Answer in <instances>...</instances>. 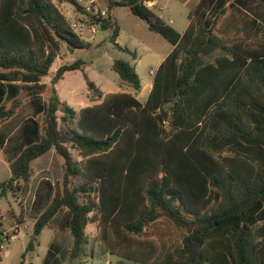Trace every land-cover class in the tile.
I'll return each mask as SVG.
<instances>
[{"label":"trees","instance_id":"16d2710c","mask_svg":"<svg viewBox=\"0 0 264 264\" xmlns=\"http://www.w3.org/2000/svg\"><path fill=\"white\" fill-rule=\"evenodd\" d=\"M148 2L106 0L103 15L78 0H0V124L50 90L44 105L34 102L38 118L19 129L22 145L1 196L27 197L33 162L52 149L63 160V178L19 264L46 228L71 233L70 264L91 242H105L116 264H264V0H200L184 33ZM62 4L112 31L111 42L126 52L117 42L118 7L174 46L145 104L129 93L103 97L88 80L102 102L76 111L56 85L68 72H84L81 59L61 66L50 86L40 84L63 45L89 49ZM113 69L141 91L129 61L116 60ZM5 140L0 134L2 146Z\"/></svg>","mask_w":264,"mask_h":264},{"label":"rangeland","instance_id":"374dc122","mask_svg":"<svg viewBox=\"0 0 264 264\" xmlns=\"http://www.w3.org/2000/svg\"><path fill=\"white\" fill-rule=\"evenodd\" d=\"M78 1L83 6L92 8L95 13H102L100 5L95 0ZM160 1L161 4L168 2L170 7L164 10L163 13L156 9L154 10L155 14L157 16H162V19L166 24L174 27L180 33H183L189 22L191 7L183 5L178 0ZM62 9L65 14L74 15L73 20H77L84 26L83 32L85 37H83L84 40H87V43H89V49H78L74 54H71L72 51L67 50V45H63V49L65 50L64 57L75 58V60L81 59L88 63L84 72L69 73L65 81L60 84L59 90L61 98L69 103H72L69 89L74 88L77 90L76 103L83 104L89 101L91 102V105H97L100 100L98 98H94L91 92L88 95V100V80L94 82L96 86L104 92L133 91V88L123 82L120 75L113 69L114 62L119 59L127 60L135 66L137 73L140 78L143 79L144 85H146L149 79L152 80V76L150 74L151 71H156L162 58L168 56L167 54H170L174 48V46L162 36L150 31L148 24L138 16H135L126 7H118L115 9L114 15L118 19L121 28V33L117 42L122 48H128L131 52H126L116 48L114 43L110 40L112 31H102L97 27L98 33H91L93 38L92 36L90 37L89 29L91 24L88 23L84 17L77 14L71 5L67 4L66 7ZM87 37L93 40L88 41ZM262 38H264V35ZM59 62L65 63L63 60ZM54 67L55 65L52 68L54 71L53 76L58 70L57 69L55 71ZM147 98V90L143 91L138 97V99L142 102H144ZM31 112L32 109L31 111H27L28 114ZM59 117L61 118V114H59ZM19 119L20 118L16 119L15 122H12L11 126L16 125L17 120ZM4 128L5 126H2V129ZM14 135L15 136L9 144V148L5 149V152L1 150L3 146L0 144V184L7 182L10 179L11 170L8 162L12 160L15 155V145L18 142L20 143V146L22 145V141H20L22 136L21 132L16 131ZM72 151L75 158L80 159L78 152L74 150ZM47 157L48 156L45 158ZM59 159L63 161L61 157H59ZM33 171V176H35L36 180L44 177V173L42 171H36V168ZM53 174V176H55L54 172ZM47 176L50 175H46V177ZM45 191L46 188L43 186L41 188V194L45 193ZM27 200L29 201L27 197L15 198L11 194L6 197H2L0 191V215L6 216L3 223L5 225V230L11 236L13 232V224L24 226L26 234H28V237L25 239V247L31 237H29V234L32 233V230L29 228L30 226L26 224V222H23V219L20 218L24 212V206L29 204ZM41 204L42 203L39 202L38 207L41 206ZM38 207L34 211L27 212L28 222L30 225L34 222L37 216L36 213L39 212ZM13 212L16 213V216ZM20 221H22L23 224H20ZM87 233L91 238L95 236L97 234L96 224H90L87 228ZM57 235L59 238L65 237V234L63 233ZM54 236L55 232L50 228H46L43 231L39 240V245L36 246L34 252L27 255V264H44L48 256H51L50 250H52V246L54 244ZM4 238V235L0 238V247L3 245V249L1 250L0 248V264H19L22 260L21 255L24 252L23 242L17 240V238H5L6 240ZM96 244L97 243L91 242L87 245L84 249L85 254L81 257V260L76 261L75 264H116L119 261L117 257L109 255L105 247ZM67 264H70V262Z\"/></svg>","mask_w":264,"mask_h":264},{"label":"crops","instance_id":"0c3cea01","mask_svg":"<svg viewBox=\"0 0 264 264\" xmlns=\"http://www.w3.org/2000/svg\"><path fill=\"white\" fill-rule=\"evenodd\" d=\"M95 1L100 5V8L102 10V13L105 14L108 11V5L106 3V0H95ZM178 1L180 3H182L183 5H185V6L191 7L190 9L193 10L196 7V5L199 3L200 0H178ZM66 5L67 4L60 5V10L62 12H63V9L62 8H65ZM148 5L153 10V12H154V10L158 9L161 13H163L164 10H166V9H168L170 7V5H169L168 2H166L165 4H161V1L160 0H149ZM65 15L67 17H70V18L74 19L73 18L74 15L73 16L72 15H69V14H68L69 16L67 14H65ZM158 17L162 18V16H158ZM188 25H189V22H188ZM188 25H187V27H188ZM187 27H186V29H187ZM90 29H89V31H90V34L89 35H90V37L92 36V38H93V35L91 33H98L97 32L98 29H97L96 32H92V30H90ZM84 37L82 38L83 40H84ZM87 39H88V41L89 40H93L91 38L89 39L88 37H87ZM84 41L87 42V40H84ZM67 50H69V48H67ZM75 51L76 50H74L73 52H71V54H74ZM167 55H169V54H167ZM62 56H63V59H62ZM64 56H65V50L62 47L61 55L56 59V61L54 63V65H55L54 70L55 71L57 69H59L61 66H64L66 64H72L76 60H78V59L75 60V58H68V57H64ZM166 57L167 56H165V58ZM165 58H162L161 63L159 64V66L162 64V62L165 60ZM62 60L65 63L59 62V61H62ZM159 66H158V68H159ZM86 67H85L84 71L86 70ZM156 71H153V70L151 71L150 74L152 76V80L149 79L146 85H144V81H143V79H141L142 80V89L139 92H136L134 90L133 91H121V92L120 91H117V92H104L101 89H99V88L98 89L103 93V95H104L103 97H105L106 95L115 94V93H129V94L133 95L134 97H136L137 99H138L139 95L143 91H146L147 90V97L149 98L150 93H151L152 88H153L154 77H155V72ZM75 72H82V71H75ZM69 73H73V72L66 73L64 79L61 80L56 85V88H57V91H58V94H59L60 97H61L60 90H59L60 84L65 81V79L67 78V76L69 75ZM53 74H54V71L51 69L49 76L46 77V78H44L40 82V84H45L47 86H50L51 81H49V80H52L53 79V77L55 76V75L53 76ZM18 85H22V84L19 82ZM69 90H70V95H71L72 103H69L67 101L66 102L71 107H73L76 111L79 112L80 110H82L84 108L96 106V105H91V102H89V101H87V103H83V104L76 103V100H77V90L74 89V88H70ZM49 91L50 90H48L44 94H41L40 97H37V99L41 98L42 105H44V103L49 98V95H50V92ZM89 93H90V91H87V97H88ZM24 94L25 93L22 91V93L19 96V98L20 97H23ZM148 98L144 102L140 101L139 99L138 100L142 104H145L147 102ZM37 99L35 97H29L28 100L19 108V110L17 111V114L10 121L5 122L3 124H0V129H1L0 130V134L1 135L3 134L5 136V138H6L5 143H4L3 147L1 148L2 151L5 152V149H8L9 148V144H10L12 138L15 136L14 135L15 132L16 131L19 132L20 127L28 119H30V118H34V119L38 118V116L36 117V114H35V108L36 107L38 108V106H36V104L34 103V102L37 101ZM88 100H89V97H88ZM101 102H102V99L97 103V105H99ZM31 109H32V112L30 114H28L27 111H29V110L31 111ZM18 118H20L19 120H17V124L18 125L16 124L14 126H11L12 122H15L16 119H18ZM2 126H5V128L2 129ZM22 139L23 138L21 137V140L20 141H22ZM19 147H20V143L18 142L15 145L14 152H16V150ZM46 156H48V157L45 158ZM78 160L80 161L81 158L78 159ZM11 161L12 160H10L8 162L9 165H10ZM32 168H33V170L36 168V171H39V170L42 171L44 173V175H43L44 177L40 178L39 180H36L35 179V176L32 177L31 183H30V191H29V194L27 196V198L29 199V201L27 200L29 202V204H27V205L24 206V212H23V214L20 217L21 219H23V222H26V224H28L30 226L29 227L30 230H32V233L29 234V237L30 236L32 237V235H33V227H34L35 222L45 212V210L48 208V206L52 202V200L54 198V195H55V186L57 185L58 182H61V178H63V161H61L59 159L58 154L56 153L55 149H52L46 155L42 156L41 158H39L35 162H33ZM53 172L55 173V176H53L54 175ZM46 175H50V176H47L46 177ZM51 176H53V177H51ZM43 186L46 188V191H45V193L41 194V188ZM39 202L42 203V204H41V206L38 207ZM37 207L39 208V210H38L39 212L36 213L37 216H36L34 222L30 225V223L28 222L27 212L28 211H34V210H36ZM13 214H15V216H16V213L15 212H13ZM5 219H6V216H3L2 217V222L3 223H4ZM16 228L21 229L22 232H23V235L21 237L17 238V240H20V241L23 242V247H24V252H25L26 247H27V246L25 247V244H26L25 239L28 237V234H26V231H25V227L24 226L18 225V224H13L12 229L14 230ZM4 232H5L4 233V237L7 238L8 233L5 230V225H4ZM54 232H55V236L53 238L54 239L53 240V243L54 244L52 246V250H50V252H51L50 255L51 256H48V258L45 260L44 264H67L69 262V254H70V251H71V249L73 247V237H72V235H71L70 232H65V233L59 232V231H54ZM61 233L65 234V237L59 238L57 234H61ZM31 237H30V239H31ZM39 240H40V238H39ZM96 245H101V246L105 247V249L107 250V246H106V243L105 242H97ZM0 248L2 250L3 249V245H1ZM22 255H21V257H22ZM25 264H27L26 261H25Z\"/></svg>","mask_w":264,"mask_h":264},{"label":"built area","instance_id":"2783aa9c","mask_svg":"<svg viewBox=\"0 0 264 264\" xmlns=\"http://www.w3.org/2000/svg\"><path fill=\"white\" fill-rule=\"evenodd\" d=\"M65 15V14H64ZM104 15V14H103ZM66 16V15H65ZM67 17V16H66ZM68 19H69V21H70V24H71V27H72V29H73V31L77 34V35H79L81 38H83V36H84V32H83V25L80 23V22H78L77 20H73L72 18H70V17H67ZM98 26H95V25H91V30H92V32H96L97 31V28ZM23 235V232H22V230L21 229H19V228H16V229H14L13 230V232H12V235L10 236L9 234H8V236H7V238H10V237H12V238H19V237H21Z\"/></svg>","mask_w":264,"mask_h":264},{"label":"water","instance_id":"95a60500","mask_svg":"<svg viewBox=\"0 0 264 264\" xmlns=\"http://www.w3.org/2000/svg\"><path fill=\"white\" fill-rule=\"evenodd\" d=\"M73 52V51H72Z\"/></svg>","mask_w":264,"mask_h":264}]
</instances>
